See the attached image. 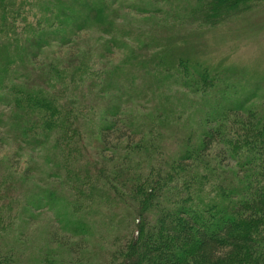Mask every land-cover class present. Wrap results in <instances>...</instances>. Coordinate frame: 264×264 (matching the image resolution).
Returning <instances> with one entry per match:
<instances>
[{"label":"trees","instance_id":"16d2710c","mask_svg":"<svg viewBox=\"0 0 264 264\" xmlns=\"http://www.w3.org/2000/svg\"><path fill=\"white\" fill-rule=\"evenodd\" d=\"M119 1L21 0L17 7L13 0H0V126L20 144L49 150L50 174L58 180L57 191L41 190L22 175L16 184L22 204L13 218L16 211H7L10 204L0 189V226L12 233L0 240V264H87L82 258L85 237L102 225L110 236L105 264H264V116L251 103L257 95L264 98L262 86L240 92L223 86L228 80L224 70L179 48L187 39L184 25L226 27L248 19L264 0H192L172 16V24L156 23L166 27L163 35L149 36L148 42L144 35L146 56L133 67L137 77L162 95L177 89L186 96L185 109L193 107L188 103L192 96L198 99L194 103L203 129L180 133L173 127V155L159 139L170 127L167 113L150 112L148 126L139 117L127 127L129 116L120 117L118 95L110 90L120 83L115 66L80 73V81L97 90L99 98L112 94L98 117L97 154L88 150L85 121L80 123L74 110L82 91L77 94L73 87L77 96L71 91L64 96L19 85L45 47L56 41L65 45L90 26L106 37L103 53L117 47ZM25 2H32L34 14L41 9L48 14L44 20L52 21L47 29L44 20L27 21L28 14L21 12ZM139 93L131 88L129 100ZM54 207L57 231L77 240H58L57 231H51L46 236L60 253L43 244L30 257L19 254L13 244L23 233L9 220L29 221L35 212Z\"/></svg>","mask_w":264,"mask_h":264},{"label":"rangeland","instance_id":"374dc122","mask_svg":"<svg viewBox=\"0 0 264 264\" xmlns=\"http://www.w3.org/2000/svg\"><path fill=\"white\" fill-rule=\"evenodd\" d=\"M13 1L17 7L21 4V0ZM32 1L34 2V0ZM190 1L192 0H120L115 5L116 11L118 10L121 15L117 22L118 32L115 34L118 40L117 47L109 45V53H103L104 47L101 41L106 37L102 36L99 29L90 26V29L82 30L65 45L57 41L50 43L52 45L45 47L32 61L33 69L31 71L29 69L28 72L25 71L26 78L19 79L18 83L20 86L26 85L27 88L30 86L34 88L43 87L50 94L57 93L64 96V93L69 91H71L69 95L77 96L72 91L73 87L77 90V94L79 90L82 91L79 93L82 100L77 102L74 110L80 119V123L83 119L85 121L84 132L86 133L85 141L89 147L88 150L92 154H97L100 135L96 127L100 126L98 124L99 119L100 124L102 123V118L98 117L102 112V107L112 102V94H101L99 98L97 90H88L87 83L80 81V73L86 76L89 71L91 73L92 70L93 72L103 70L100 68L105 67V65L115 66L116 78L120 79V83L118 87L110 90L118 95L115 102L121 104L120 117L125 119L129 116L128 123L130 125L128 124L127 127H132V123L135 125L139 117H141V123L148 126L150 121H148L147 116L150 112L167 113L168 122L166 125L170 127L169 129L164 128L162 137L159 139L162 138L163 144L170 147L169 155H173L172 147L175 145V142L172 141L175 136L171 130L173 127L178 128L180 133H188L196 127L203 129L199 123L197 108H195V103L198 101L197 96H192L190 102L188 101L193 107L185 109L188 107L186 100L182 99V97H186L185 95L179 94L175 88H168L164 95L161 94L162 90L154 91L151 86L146 85V79L137 77L133 67H138V63L143 62L146 56L145 52L141 50L144 46V35L147 42L149 36L157 35L159 37L163 35V29L166 27L156 23L160 21L166 25L164 22L169 20L168 25L172 24V16L178 14L180 8ZM30 3L32 2H25V6L23 5L21 8V12H24L23 16H27V14L29 16L27 21L35 23L37 20H44L45 15L48 14H45L46 12L42 9L40 14H34L37 9L34 10ZM260 6H262L261 9L255 11L248 19L231 22L230 25L222 28L201 30L191 25H184L183 36L185 35L187 39L179 47L180 51L189 57L203 60L208 63L210 68L224 70L228 80H224L223 86L236 87L240 92L246 86L247 88H254L257 85L262 86L259 89L264 92V4ZM55 8L60 13L65 12L59 6ZM146 9L151 10L146 12ZM49 19V21L44 20L42 22V27L44 23L45 29L52 21L51 18ZM157 27H161L159 28L161 31H158ZM193 33L199 34L192 36ZM188 51L189 54H187ZM73 74L74 76H71ZM69 75L71 78H66ZM65 83L69 84L68 90L63 88ZM131 88L140 91V96L133 98L132 101L128 98ZM237 90L235 89V91ZM103 91L105 92V90ZM251 103L264 116V98L257 95V98ZM248 105L246 104V106ZM14 139V136L5 133L3 127L0 126V189L3 188L1 189L3 190L2 193L4 197H7L4 199H8L10 204L7 211H10L12 207L16 211L15 214L10 215L12 218L19 213L17 210L18 207L20 210L22 204L20 197H17L16 185L22 175H27L32 183L39 186L41 190L57 191L58 185V180L51 177L50 174V169H52L50 151L44 148L33 149L30 144L23 145ZM135 139L137 140L139 137H135ZM110 140L114 142L115 139ZM27 169L28 172H26ZM2 193L0 194L2 195ZM1 203L2 200L0 199ZM56 214L57 208H45V210L35 212L33 219L29 221L9 220L11 225L17 226L18 233H23L21 237L16 234L20 241L13 244L19 254L30 257L29 254L41 251L43 244H45L44 247H49L58 253L61 252L57 248L58 244L50 243L46 236L48 234L50 237L49 233L58 229V224L55 221ZM105 229L104 225L95 226V232L85 237L88 238V241L84 245L82 258L87 264L106 263L110 236L107 235ZM61 231H57L58 240L63 241L69 237L71 242L77 240L76 237H71L68 233ZM2 235L8 237L12 233L7 228L2 230L0 226V240L3 238ZM7 242L12 243V239L7 238ZM59 243L61 242L59 241Z\"/></svg>","mask_w":264,"mask_h":264}]
</instances>
